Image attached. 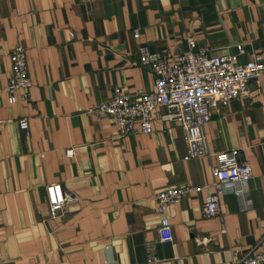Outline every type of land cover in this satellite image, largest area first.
<instances>
[{
  "label": "crops",
  "instance_id": "0c3cea01",
  "mask_svg": "<svg viewBox=\"0 0 264 264\" xmlns=\"http://www.w3.org/2000/svg\"><path fill=\"white\" fill-rule=\"evenodd\" d=\"M140 36H134L135 29ZM211 55L245 52L264 60V0H0V264H229L264 253V72L249 93L213 110L204 126L209 154L184 160L178 122L154 114V131L119 135L97 106L116 87L154 88V75L131 64L138 45L172 55L188 37ZM22 43L31 99L8 102L10 52ZM27 117L30 136L19 126ZM74 148L73 156L66 151ZM232 148L251 169L249 205L225 186L221 214L206 217L211 168ZM68 195L51 218L46 186ZM199 189L171 205V242L159 240L156 195L166 187Z\"/></svg>",
  "mask_w": 264,
  "mask_h": 264
},
{
  "label": "built area",
  "instance_id": "2783aa9c",
  "mask_svg": "<svg viewBox=\"0 0 264 264\" xmlns=\"http://www.w3.org/2000/svg\"><path fill=\"white\" fill-rule=\"evenodd\" d=\"M134 36H140L138 28L134 30ZM236 47V53L211 55L205 46L197 45L194 38L189 36L187 51L172 55L155 51L146 44H139L138 59L133 60L131 64L145 67L153 73V90L131 94L121 87H116L114 95L101 102L97 110L113 120L119 135H126L134 131L152 133L155 111L160 107L164 108L162 122H178L182 127L186 144L184 160L206 156L209 150L204 126L212 111L227 107L234 99L248 94L249 81L264 72L261 54H254L247 61L241 62L239 56L245 49L241 43ZM9 57L11 75L6 88L8 102L17 101V90H21L22 100L29 102L33 81L28 72L26 47L17 43ZM19 126L30 136L27 117L19 120ZM66 154L73 156L74 148L68 149ZM215 158V165L210 170L213 192L204 198L202 204V212L206 217L221 214L220 198L225 186L233 190L241 205L250 204L246 183L251 177V169L242 158L241 150L232 148L218 152ZM198 189L185 184L166 187L156 195L155 211L160 218V241L171 242L174 238L173 226L167 214L168 208ZM46 191L50 217L58 218L63 214L68 195L60 183L47 185ZM147 248V262L154 264L160 261L156 248L151 244H148ZM229 264H264V253L236 256Z\"/></svg>",
  "mask_w": 264,
  "mask_h": 264
}]
</instances>
